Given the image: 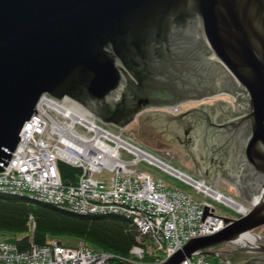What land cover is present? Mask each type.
Instances as JSON below:
<instances>
[{"label": "water", "instance_id": "water-1", "mask_svg": "<svg viewBox=\"0 0 264 264\" xmlns=\"http://www.w3.org/2000/svg\"><path fill=\"white\" fill-rule=\"evenodd\" d=\"M44 95L121 129L156 110L137 140L185 152L197 177L253 205L164 264L224 243L264 264L253 232L264 227V0H0V174ZM220 98L230 101L163 111ZM248 234L257 244L239 246Z\"/></svg>", "mask_w": 264, "mask_h": 264}, {"label": "built area", "instance_id": "built-area-1", "mask_svg": "<svg viewBox=\"0 0 264 264\" xmlns=\"http://www.w3.org/2000/svg\"><path fill=\"white\" fill-rule=\"evenodd\" d=\"M180 110V107L172 108L169 112L177 115ZM51 115L56 117L52 118ZM70 121L56 111H38L25 125L19 148L7 167H4V173L0 174V193L28 195L40 202L82 215L109 213L126 216L142 235L150 237L158 252H163L164 261L182 251L190 241L215 235L224 229L223 218L210 205L197 203L183 192L166 188L149 175L139 173L135 176V172L128 171L121 149L139 160H152L145 158L148 155L137 150L136 146L114 135L115 141L102 137L98 140L95 151H87L94 137L87 138L77 131V135H69L58 128L66 127ZM82 126L95 135V131L91 132L85 125ZM49 127L52 136L58 138L61 148L51 147V139L48 140L47 136ZM109 133L111 132L107 131L106 134L113 136ZM106 145L110 149H121L110 150L111 152L105 153L110 156H102ZM52 149L56 152L53 153ZM59 160L83 169L84 164H87L90 169L83 174L79 184L66 187L58 170ZM108 170L115 173L112 181L101 180ZM206 208L209 209L208 214ZM220 224L223 225L222 228H219ZM132 254L134 259L130 264H146L142 261L146 254L143 247H136ZM114 259L109 254L94 252L83 244L72 249L54 243L48 248L21 253L15 245L0 242V264H115ZM162 263L163 260L151 264ZM181 264L211 263L206 254L200 252Z\"/></svg>", "mask_w": 264, "mask_h": 264}, {"label": "trees", "instance_id": "trees-1", "mask_svg": "<svg viewBox=\"0 0 264 264\" xmlns=\"http://www.w3.org/2000/svg\"><path fill=\"white\" fill-rule=\"evenodd\" d=\"M58 168L64 186L77 184L82 174L80 169L64 162H59ZM32 222L34 229L31 228ZM53 241L72 249L83 243L94 252L113 256V261L130 258L131 251L139 246L146 252L142 260L144 263L165 259L163 253L158 255L150 237L142 235L126 216L80 215L38 202L28 195L0 193V242L15 245L19 252L28 253L34 246L43 247ZM224 256L228 258V255ZM219 257L223 258L220 254Z\"/></svg>", "mask_w": 264, "mask_h": 264}, {"label": "rangeland", "instance_id": "rangeland-1", "mask_svg": "<svg viewBox=\"0 0 264 264\" xmlns=\"http://www.w3.org/2000/svg\"><path fill=\"white\" fill-rule=\"evenodd\" d=\"M46 97L47 98H51V99H55V98H52V97H50L48 95H44L42 97L41 101L44 98H46ZM218 100H224L225 102L230 101V99H228V98L208 99V100H204L202 102L191 103L189 105L183 106V107L180 108L181 109L180 112H187L189 110H192V109H195V108H199L201 105H210L211 106V105L215 104ZM38 107H39V105H38ZM38 107H37V109H38ZM163 111H166V110H163ZM48 112H51V111H48ZM151 112H157V111L156 110H151L148 113H151ZM148 113L142 115L141 117L142 118L145 117ZM37 114H38V110H37ZM178 114H180V113H178ZM51 116H52V118L56 117L55 115H51ZM152 119H153L152 116H147V117H145V119L143 121L147 120L146 122L150 123L152 121ZM46 121H48V120H46ZM63 121H64V119H63ZM137 123H139L141 126H145L143 122L142 123L140 122V117L136 120V122H134L130 127L126 128V129L116 128V127L105 125V124L103 125L102 123L101 124L104 126V128L107 131H110L111 132L110 134H112L113 136L114 135L118 136L122 140H124L125 142L131 143L133 146H136L135 148L137 150H140L141 152H144L146 155H148L149 159H151V158L156 159V160L162 162V164L164 166L168 165V166L172 167L173 170H175V172L177 173V175H179V177H177V175L176 176L172 175V174L168 173L167 171L161 169V166H159L158 164H155V163H153V162H151L149 160H139L133 154H130L129 152H127L125 149H121L120 150L121 156H122V159L126 162L125 168L128 171L135 172L134 173L135 176H137V174H139V173L140 174L143 173V174H145L147 176L149 175V177H152V179L161 182L166 188H170L172 190L175 189L176 191L183 192L188 197H191L197 203L210 205L216 211L217 215L219 217H221V218L239 220V219H241L244 216V215L241 216L240 213L237 212L235 209H233L230 206L226 205V204H228L227 202H226V204L221 203L218 199H214V198L208 196L207 194L204 195V192L199 191L197 189L198 187L195 186V184H197V183H199V181H201L200 177L198 178L195 175V172L191 168V165L188 162H186L184 152L170 151V150H165V149H162V150L155 149V148H152V147L146 145L145 143L137 140L134 137V133L132 132L133 129H135L136 127L140 126ZM75 130L80 135H84L87 138L91 139L93 137V134L89 133L85 129V127H83L82 125H78V127H76ZM51 131L52 130L49 127L48 130H47V136H48V140L51 139L50 140L51 144H52L51 147L54 148V149H56L57 147H58V149H59V147L61 148V145L59 144L58 138H56V136H52V132ZM20 138H21V136H20ZM19 146H20V143H19L17 149L19 148ZM17 149H16V151H17ZM51 151L53 153L56 152V150H53V149ZM14 153H12V156H13ZM63 161L64 160H59L58 163H57V166H58L59 162H63ZM65 162H66V164H68V165H70L72 167L78 168V169H80L82 171L80 179L83 176V174H85L87 172V169H90V165H87V164H84L85 167L83 169L81 166H74V165L69 164L67 161H64V163ZM58 170H59V168H58ZM104 170L107 171V169H104ZM114 175H115L114 172H110V171L109 172H105L102 175L101 180H105V181L111 180L112 181V178L114 177ZM180 175H183V177H180ZM79 180H78L77 184H79V182H80ZM211 185H217V188H218L217 190L218 191H215V192L217 194H219L221 197H224V199H227V200L232 201V202L234 201L237 204H240L242 207H244V208L249 210V208H250L249 206L250 205L247 204L245 201L241 200L240 192H239V190H238L236 185H233L230 182H228L226 180H223V179H219L216 182L212 183ZM219 192H222V193H219ZM3 194H6V193H3ZM12 196H14V195H12ZM35 200L40 202L38 199H35ZM245 204L248 207L245 206ZM76 214L82 215V213H76ZM31 224L34 225L33 222ZM34 227H35V225L32 227V229H34ZM260 230L258 229V231H260ZM254 231H257V230H254ZM258 231L254 232V234L260 235L258 233ZM202 238H204V237H202ZM4 243H6L8 245L7 242H4ZM54 243H58V242L57 241H53V242H50L46 246H43V247H35L34 246L32 251L37 249V248H41V249L48 248V246H51ZM240 243L241 242L238 243L239 246H240ZM241 244L244 245V243H241ZM218 246H216L215 248H217ZM235 248H236L235 245H230L229 243H224V244H221L220 251L221 252H228V251L230 252V251H233ZM158 253H159L158 255H160V253L162 254L163 252H158ZM242 255L243 254H241V253L231 254V255L229 254L228 258L230 257L231 260L240 261L242 259ZM222 259L223 258H221V257H210L208 259V262L211 263V264H223L224 261ZM165 262L166 261H164V259H163V263L162 264H164ZM153 263H155V262H153Z\"/></svg>", "mask_w": 264, "mask_h": 264}, {"label": "bare ground", "instance_id": "bare-ground-1", "mask_svg": "<svg viewBox=\"0 0 264 264\" xmlns=\"http://www.w3.org/2000/svg\"><path fill=\"white\" fill-rule=\"evenodd\" d=\"M67 104H69V106ZM174 108H179V107H174ZM171 109L172 108H170V110ZM37 110L39 112H41V113L42 112H48V111H56V112H59L60 114L64 115L66 118H69V120H71L69 125H67L66 127H64V126H62V127L59 126L58 127L60 129V131L61 130L63 131V133H66V134H69V135H70V133L76 134V130L75 129H76V127H78V125H85L91 132L95 131V135L93 133V137L94 138L92 137L93 138L92 139V144L88 145L89 147L87 148V151H95L96 147H97V144H98V140L100 138H102V137H108L112 141H115V139H116L115 136L114 137L113 136H108V134H106L107 130L104 128V126H103L104 124L100 120H98L96 117H94L92 112H90L88 109L83 107L81 104H78L77 102H75L74 100H72V99H70L68 97L64 98L63 100L51 99V98H47L46 97L40 102L39 107H38ZM166 111L169 112V109H166ZM169 113L172 114L171 112H169ZM92 117H94L95 119H92ZM23 137H24V135L21 134V140H22ZM124 146L126 147V145H124ZM118 147H121V146L119 145ZM105 148H106L105 149L106 151L101 153L102 156H104V154L109 152L110 150L117 151V150L121 149V148L110 149L107 145L105 146ZM105 155L110 156L108 154H105ZM141 156H143V155H141ZM144 157L148 159V157H146V156H144ZM151 159L152 160H149V161H151V162H153L155 164H158L159 166H161V169H163V170L167 171L168 173L176 176L177 173L175 172V170H173L172 167H170L168 165L164 166L162 164V162H160V161H158L156 159H153V158H151ZM180 176L183 177V175H180ZM200 180L201 181H199V183L195 184V186H197L200 191L206 193L208 196H210V197H212L214 199H218L221 203L226 204V202H227L228 204L232 205L231 208L237 210L240 213L241 216L242 215L246 216L253 210V205L249 206L250 208L248 210V209L242 207L240 204H237L234 201L232 202V201H229L227 199H224V197H221L219 194H217L215 192V191H218L217 190L218 189L217 185H211L209 182L204 181L201 178H200ZM219 193H222V192H219ZM245 206H247V205L245 204ZM64 210H66V209H64ZM66 211H68V210H66ZM101 215H107V214H101ZM116 215H119V214H116ZM227 226L228 225L225 224L224 229ZM32 227H33V225L31 226V228ZM222 227H223V225L220 224L219 228H222ZM257 241H259V238L255 237L254 235H251V234L246 235L245 237H243L242 240H240V242L244 243V245L245 244L254 245V244H257ZM81 244H83V243H81ZM59 245H60V243H59ZM83 245H85V244H83ZM134 249H136V247ZM133 250L131 251V257L130 258H127V259L126 258L125 259L124 258L123 259L120 258L117 261H114L113 263H115V264L129 263L130 264V262H133V259H134V256L132 254Z\"/></svg>", "mask_w": 264, "mask_h": 264}, {"label": "flooded vegetation", "instance_id": "flooded-vegetation-1", "mask_svg": "<svg viewBox=\"0 0 264 264\" xmlns=\"http://www.w3.org/2000/svg\"><path fill=\"white\" fill-rule=\"evenodd\" d=\"M181 108V107H180ZM181 113H183V112H180V114ZM145 119V117H141L140 118V122L142 123H144V125H146V124H148V122H146V121H143ZM138 125H140L139 123H137ZM141 126V125H140ZM184 155L185 156H187V154L184 152ZM186 160V159H185ZM186 162H188L190 165H191V168L193 169V171H194V169H195V166H194V162L192 161V159H189V160H186ZM261 229V230H260ZM259 230L260 231H258V233L260 234V235H262V236H264V227L263 228H260ZM257 231H254V232H257ZM220 247H221V245H219L217 248H212V249H210V250H208V252H214V253H218V254H221V256L223 257V259L224 260H226V261H229V262H231V263H233V264H243L244 262H247V261H249L250 259H252V258H258V257H261V255H251V254H243L242 255V259L240 260V261H238V260H231V259H228V258H226V256H224V254H228V252H221L220 251ZM230 250V249H229ZM230 258V257H229Z\"/></svg>", "mask_w": 264, "mask_h": 264}]
</instances>
